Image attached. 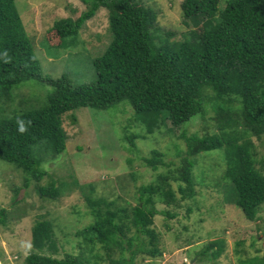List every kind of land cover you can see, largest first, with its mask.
<instances>
[{"label":"trees","instance_id":"16d2710c","mask_svg":"<svg viewBox=\"0 0 264 264\" xmlns=\"http://www.w3.org/2000/svg\"><path fill=\"white\" fill-rule=\"evenodd\" d=\"M16 1L0 0V160L23 172L25 188L35 181L42 199L55 200L65 192L54 183L42 184L46 172L35 147L42 144L55 155L63 153L67 134L62 117L79 108L106 111L127 102L143 129L125 136L129 152L137 150L136 140H149L167 120L174 127H185L209 115L218 130L203 137L183 134L188 152L176 175L141 185L134 206L118 207L108 195L95 194V182L81 186L87 189L84 198L93 218L77 231L85 246L79 244L77 253H65L62 259L53 256L59 250L54 224L37 221L32 245L40 252L30 253L26 264H159L154 261L163 259L165 249L155 218L174 219L178 213L161 211L157 202L176 208L186 200L203 205L204 195L197 200L195 157L219 149L225 153L224 179L232 183L235 193L227 204L241 209L248 221L258 219L264 205V156L256 159L253 142H264V0H183L184 19H202V24L183 41L173 43L155 35L157 13L145 0H81L86 10L78 18L55 21L45 45L75 47L87 22L106 9L112 40L93 62L97 78L91 84H75L66 76L42 77L35 44L14 9ZM30 80L52 87L46 105L24 110L21 101L12 109L15 89ZM164 156L153 149L142 160L157 170L167 165ZM167 179L178 182L176 192ZM4 213L0 214L5 217ZM165 228L171 231L168 223ZM225 248V240L211 241L198 255L210 256L216 264ZM235 254L238 264H264V257L243 258L241 243Z\"/></svg>","mask_w":264,"mask_h":264},{"label":"rangeland","instance_id":"374dc122","mask_svg":"<svg viewBox=\"0 0 264 264\" xmlns=\"http://www.w3.org/2000/svg\"><path fill=\"white\" fill-rule=\"evenodd\" d=\"M145 2L157 13V21L152 28L155 35L171 43L183 41L192 29H198L202 24V19H184L183 0ZM14 9L35 44L43 78L56 80L66 76L75 84L96 81L93 62L105 53L112 40L106 9H101L87 22L79 33L78 44L68 49L46 48V35L58 19L72 15V18H78L86 10L81 0H17ZM51 90L52 87L45 82H23L14 91L16 97L12 109L19 107L21 101L24 110L42 108ZM133 116L132 107L123 102L106 111L79 108L62 117V126L67 134L66 150L55 155L46 145L35 147V156L42 161L41 167L46 172L42 184L54 183L62 193L65 192L55 200L42 199L35 191L33 180L29 188H25L23 172L0 160V213L5 212V217L0 214V219H5L4 223L0 221V264H26L30 253L40 252L32 245V229L37 221L44 219L52 221L55 227L59 250L53 256L62 259L65 253H77L79 244L85 246L77 231L93 221L84 198L87 189L83 190L81 186L95 182V194L108 195V199L114 200L118 207L134 206L141 185L158 184L159 177L176 175L188 152L181 137L183 134L203 137L218 133L209 115L204 119L197 118L185 127H174L167 120L165 126L149 140H136L137 150L129 152L125 148L129 146L125 136L143 131ZM253 143L254 154L259 160L264 156V142L254 139ZM153 149L165 154L166 166L153 170L144 164L142 159L150 157ZM129 158L132 159L131 164L127 162ZM195 159L193 169L200 184L196 188L199 193L197 200L202 201L204 195L203 205L196 200H186L176 208L157 202L161 211L176 212L178 216L168 220L164 215L155 218V224L163 234L165 256L154 262L213 264L210 256L202 259L198 253L207 243L219 240H225L226 248L216 264H238L235 254L238 243L242 244L243 258H263L264 205L258 219L252 222L246 220L241 209L227 204L231 203L235 193L232 183L224 179L226 162L223 150L205 152ZM167 182L176 192L178 182L168 179ZM14 187H19L17 192ZM189 207L192 210H188ZM166 223L171 226V231L166 230Z\"/></svg>","mask_w":264,"mask_h":264},{"label":"clouds","instance_id":"9594fccd","mask_svg":"<svg viewBox=\"0 0 264 264\" xmlns=\"http://www.w3.org/2000/svg\"><path fill=\"white\" fill-rule=\"evenodd\" d=\"M24 130L25 129H24L23 125H21L20 128H19V131L23 132Z\"/></svg>","mask_w":264,"mask_h":264}]
</instances>
